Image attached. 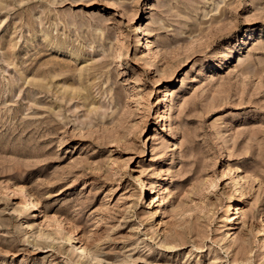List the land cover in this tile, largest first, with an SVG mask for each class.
<instances>
[{
  "label": "rangeland",
  "instance_id": "374dc122",
  "mask_svg": "<svg viewBox=\"0 0 264 264\" xmlns=\"http://www.w3.org/2000/svg\"><path fill=\"white\" fill-rule=\"evenodd\" d=\"M0 264H264V0H0Z\"/></svg>",
  "mask_w": 264,
  "mask_h": 264
},
{
  "label": "bare ground",
  "instance_id": "6f19581e",
  "mask_svg": "<svg viewBox=\"0 0 264 264\" xmlns=\"http://www.w3.org/2000/svg\"><path fill=\"white\" fill-rule=\"evenodd\" d=\"M142 188H143V190H145V185L144 184H142ZM234 194V193H233ZM229 199V198H228ZM227 202V201H226ZM229 204V203H228ZM237 209V205L235 204V205H233V203L232 204H230L229 205V208H228V211H229V213L231 212L232 213V211H234V210H236ZM72 239V238H71ZM74 239V238H73ZM72 239V240H73ZM74 242V241H73ZM88 251L86 250V247H84L83 245H81V246H79L78 247V256L80 257V259L81 258H86L85 256H89L88 255ZM92 257H94L93 255H92ZM95 259L97 260V257L95 256Z\"/></svg>",
  "mask_w": 264,
  "mask_h": 264
}]
</instances>
